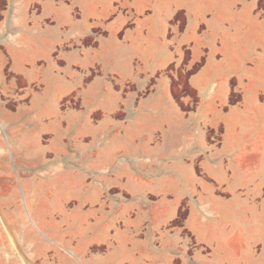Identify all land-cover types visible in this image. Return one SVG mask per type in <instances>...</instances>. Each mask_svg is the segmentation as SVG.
<instances>
[{"label": "rangeland", "instance_id": "1", "mask_svg": "<svg viewBox=\"0 0 264 264\" xmlns=\"http://www.w3.org/2000/svg\"><path fill=\"white\" fill-rule=\"evenodd\" d=\"M72 1L0 0V264H61L62 259L74 257L77 264H83L80 256H100V228L104 225L124 229L136 223L139 238L149 226L153 206L218 202L243 207L241 212L227 215L247 223V237L230 245L196 244L184 233L179 245L183 251L178 255H185L186 264L196 263L187 257L192 259L198 253L208 264H264V173L256 193L250 191L248 196H231L199 170L196 178L177 186V196L151 192L156 182L148 176L151 166L136 163L153 143L145 139L152 136L150 130L141 126L130 130L132 102L128 98L114 115L100 111V21H89L87 43L83 45L87 67L66 60L68 54L82 50L81 44L58 46L52 60L35 68L24 69L15 60L16 48L7 47L9 32L16 34L27 18L30 27L63 33L65 15L80 14ZM174 19L182 21L180 15ZM206 56L194 58L184 47L174 53L173 62L162 72L186 115L196 112L198 103L189 77L199 70ZM256 65L244 69L246 73L235 68L228 71L232 75L229 104L240 101L250 86L259 88L264 104V37L262 61ZM121 88L125 93L141 95L153 85ZM79 167L81 173L76 172ZM79 183L82 194H70ZM186 216V211L178 212L169 220L168 228L176 230Z\"/></svg>", "mask_w": 264, "mask_h": 264}, {"label": "crops", "instance_id": "2", "mask_svg": "<svg viewBox=\"0 0 264 264\" xmlns=\"http://www.w3.org/2000/svg\"><path fill=\"white\" fill-rule=\"evenodd\" d=\"M55 1L50 0L52 4ZM72 2L80 14L65 15L63 33L30 27L27 18L16 34L9 32L7 47L16 48L15 60L20 66L35 68L52 60L58 46H83L89 21H100V111L114 115L128 98L132 102L130 130L138 126L150 130L152 136L145 139L153 143L136 163L151 166L148 176L156 181L151 192L177 196V186L196 178L199 170L231 196H248L250 191L255 194L264 173V104L259 88L251 86L240 101L229 104L232 75L228 71L235 68L246 73L244 69L261 63L264 0ZM91 7L100 12H92ZM175 15L182 21L175 20ZM84 47L68 54L66 60L87 67ZM184 47L194 58L207 54L188 80L198 100L196 112L189 115L171 94L170 80L162 75L173 62L174 53ZM143 83L153 85L151 91L140 95L135 91L125 93L121 88ZM216 201H220L218 197ZM242 208L221 202L153 206L149 226L139 238L136 223L124 229L104 225L100 228V256L79 258L83 264H186L185 255H178L183 251L179 245L184 233L196 244L242 242L247 237V223L236 215H227ZM182 210L187 213L186 220L176 230L169 229V220ZM74 260L64 258L61 264H77L76 257ZM187 260L208 264L199 253Z\"/></svg>", "mask_w": 264, "mask_h": 264}, {"label": "bare ground", "instance_id": "3", "mask_svg": "<svg viewBox=\"0 0 264 264\" xmlns=\"http://www.w3.org/2000/svg\"><path fill=\"white\" fill-rule=\"evenodd\" d=\"M14 141H15V140H14ZM1 156H2V155H1ZM80 162H81V161H80ZM82 163H83V162H82ZM82 165H83V164H82ZM80 166H81V165H80ZM77 167H78V166H77ZM77 169H78V168H77ZM80 171H81V167H79V171H76V172L81 173ZM65 175H66V174H65ZM65 175H64V176H65ZM76 175H78V174H76ZM80 175H81V174H80ZM62 177H63V176H62ZM68 177H69V176H68ZM74 177H75V176H74ZM65 178H66V177H65ZM71 178H72V177H71ZM59 179H61V176H60ZM78 179H79V178H78ZM62 180L64 181V179H62ZM68 180L70 181L69 178H68ZM75 181H76V180H75ZM80 181H81V180H80ZM80 181H79V182H80ZM60 182H61V180H60ZM66 182H67V179H66ZM70 182H71V181H70ZM82 182H83V180L81 181V183H82ZM68 183H69V182H68ZM68 183H67V185H68ZM81 183H79V187H78V189L75 190L74 192H70V194H71V193H74V194H77V195H81V194H82V188L80 187V184H81ZM45 184L48 186L49 183H48V184L45 183ZM64 184H66V183H64ZM82 184H83V183H82ZM37 185H38L37 188H39V185H40V184H37ZM49 185H50V184H49ZM61 186H63V185H60V187H59L60 191H61ZM70 186H71V185H70ZM70 186H67V187L69 188ZM73 186H74V185H73ZM76 186H78V184H77ZM57 187H58V185H57ZM64 187H65V186H64ZM64 187H62V188H64ZM67 187H66V188H67ZM71 187H72V186H71ZM47 188H48V187H47ZM47 188H46V189H47ZM50 188H51V187H50ZM68 188H67V189H68ZM72 188H75V187H72ZM44 189H45V188H44ZM59 189H58V190H59ZM56 190H57V189H56ZM69 190H70V189H69ZM62 191H63V190H62ZM64 191H66V190H64ZM64 191H63V193H64ZM41 193H42V192H41ZM43 193H44V192H43ZM43 193H42V194H43ZM67 193H68V192H67ZM68 194H69V193H68ZM38 195H39V194H38ZM59 195H60V194H59ZM63 195H64V194H63ZM57 196H58V194H57ZM72 196H73V194H72ZM72 196L70 195V197H72ZM62 197L64 198L65 196H62ZM74 197H75V195L72 197V199H74ZM82 197H83V196H82ZM82 197L80 198V200L82 199ZM76 198H77V197H76ZM76 198H75V199H76ZM78 198H79V197H78ZM78 198H77V200H78ZM65 199H66V198H65ZM69 200H70V199H69ZM69 200H68V201H69ZM49 201H50V200H49ZM66 203H67V202H66ZM74 203L78 204V202H74ZM74 203H73V204H74ZM82 204H83V203H82ZM74 205H75V204H74ZM76 206H77V205H76ZM78 206H79V205H78ZM81 207H82V205H81ZM1 241H3V240H1ZM2 243H3V242H2ZM2 243H1V244H2ZM1 246H2V245H1ZM2 247H3V246H2ZM3 261H4V260H3Z\"/></svg>", "mask_w": 264, "mask_h": 264}]
</instances>
